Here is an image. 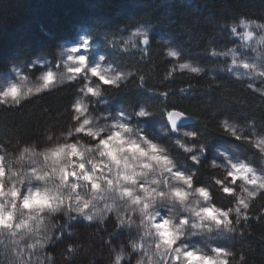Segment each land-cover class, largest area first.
<instances>
[{
  "label": "clouds",
  "instance_id": "obj_1",
  "mask_svg": "<svg viewBox=\"0 0 264 264\" xmlns=\"http://www.w3.org/2000/svg\"><path fill=\"white\" fill-rule=\"evenodd\" d=\"M0 264H264V0H0Z\"/></svg>",
  "mask_w": 264,
  "mask_h": 264
}]
</instances>
